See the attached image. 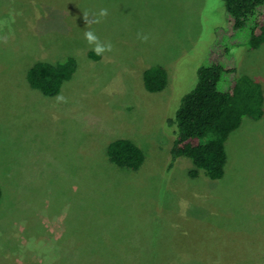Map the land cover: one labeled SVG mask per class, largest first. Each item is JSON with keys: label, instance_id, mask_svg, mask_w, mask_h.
<instances>
[{"label": "rangeland", "instance_id": "obj_1", "mask_svg": "<svg viewBox=\"0 0 264 264\" xmlns=\"http://www.w3.org/2000/svg\"><path fill=\"white\" fill-rule=\"evenodd\" d=\"M228 17L222 0H0V264H264V103L230 133L221 179L171 162L168 119L202 66L223 65L224 89L247 77L264 99V44L249 48ZM89 27L112 43L106 58ZM67 58L66 103L27 82L35 63ZM153 66L168 73L159 93L143 84ZM116 139L143 151L138 170L109 162ZM70 234L101 242L64 254L53 241Z\"/></svg>", "mask_w": 264, "mask_h": 264}, {"label": "trees", "instance_id": "obj_2", "mask_svg": "<svg viewBox=\"0 0 264 264\" xmlns=\"http://www.w3.org/2000/svg\"><path fill=\"white\" fill-rule=\"evenodd\" d=\"M222 1L234 32L249 33L248 47L256 49L264 44V21H258L260 17H257L264 0ZM75 70L72 58L52 64L37 62L28 69L26 78L33 89L55 97ZM231 72L234 73V69ZM226 73L220 63L202 66L196 86L183 97L174 118L168 119V125L174 126L175 137L170 150L171 162L188 158L193 165L189 172L191 178L203 173L210 180L221 179L225 173V145L230 133L240 126L244 116L253 120L263 116L264 99L260 87L245 76H235L224 89ZM167 83L168 73L161 66H153L143 73V84L148 92H162ZM106 154L109 162L121 169L136 171L144 162L143 151L125 139L113 140ZM1 196L0 189V199Z\"/></svg>", "mask_w": 264, "mask_h": 264}, {"label": "clouds", "instance_id": "obj_3", "mask_svg": "<svg viewBox=\"0 0 264 264\" xmlns=\"http://www.w3.org/2000/svg\"><path fill=\"white\" fill-rule=\"evenodd\" d=\"M108 15H109L108 9L103 8L100 9V11L92 19H89L88 14L85 13L83 15V20L85 24L90 26L91 24H100L104 19L107 18ZM8 38L9 37L7 35L2 36L0 37V42L7 43ZM84 39L96 56L105 57L106 53H110L113 51L112 43L110 41L108 42L102 41L99 38V36L96 34V32L92 30L90 27L88 30L84 32ZM137 39H140L142 42H146L148 37L143 35L142 33H137ZM56 101L57 103L67 102L66 99L63 97V95H58L56 97Z\"/></svg>", "mask_w": 264, "mask_h": 264}, {"label": "crops", "instance_id": "obj_4", "mask_svg": "<svg viewBox=\"0 0 264 264\" xmlns=\"http://www.w3.org/2000/svg\"><path fill=\"white\" fill-rule=\"evenodd\" d=\"M67 231H77V230H72V229H66L64 230V232H67ZM75 236H78V238L75 239ZM91 236V235H90ZM65 237V236H64ZM82 237L86 240H83ZM59 241L61 242L59 244ZM85 241V242H84ZM95 241V242H94ZM55 243V245H57L60 249H63L64 250V254L69 252V253H72L71 250H73L74 248H78V249H81L80 247H84L85 245L86 246H89V247H99L97 245H93V244H97V243H100L101 242V239H96L95 238V235L92 234V238L90 239H86L85 235L82 234V235H77V234H70L69 237H67L66 239H56L53 241ZM101 247V246H100ZM76 256V254H75ZM161 261V260H160ZM160 261H154L155 263H160ZM151 263V262H150ZM163 264V263H162Z\"/></svg>", "mask_w": 264, "mask_h": 264}]
</instances>
